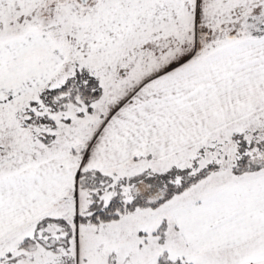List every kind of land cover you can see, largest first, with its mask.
Returning <instances> with one entry per match:
<instances>
[{
	"label": "snow or ice",
	"instance_id": "6c2138e0",
	"mask_svg": "<svg viewBox=\"0 0 264 264\" xmlns=\"http://www.w3.org/2000/svg\"><path fill=\"white\" fill-rule=\"evenodd\" d=\"M0 264H264V0H0Z\"/></svg>",
	"mask_w": 264,
	"mask_h": 264
}]
</instances>
